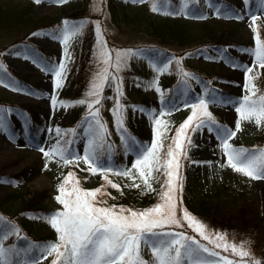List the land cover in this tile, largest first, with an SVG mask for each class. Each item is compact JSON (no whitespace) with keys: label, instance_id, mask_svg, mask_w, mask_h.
<instances>
[{"label":"rangeland","instance_id":"rangeland-1","mask_svg":"<svg viewBox=\"0 0 264 264\" xmlns=\"http://www.w3.org/2000/svg\"><path fill=\"white\" fill-rule=\"evenodd\" d=\"M29 2L33 8L31 13L36 18L49 17L58 29L52 33L45 28H35L25 37V32L17 34L22 30L21 25L0 31V64L5 69L0 70V77L8 82L14 81L16 86L14 89L0 84V107L4 109L8 121L7 131L0 133V180L12 181L0 182V217L7 219L5 222L10 219L14 223L12 226L19 230V238L13 233L3 240L5 247L16 250L56 241V232L38 217L62 210L63 206L56 201L55 196L58 195V185L68 172L74 173L80 187L84 189H95L104 184L101 174H90L83 162L79 166L64 165L58 157L49 160L39 151L40 148L48 150L60 141L62 146L69 147L77 155H83L87 143L84 129L88 127L85 122L88 109L86 104H77L75 101L87 98L94 74L103 67L97 55L101 36L113 61L117 52L131 50L135 53L127 57L126 67L119 73L114 68L109 69L118 75L123 91L120 102L124 106L126 135L138 144L150 146L153 138L150 117L160 111L169 113L164 117L170 126L167 138L163 141L162 154L167 151L175 129L190 114L191 109L184 107V102H195L197 97L205 94L206 88L215 89L220 101L208 106L217 123L235 130L237 113L229 101L235 102L245 94L244 73L221 60L219 52L227 49L228 56L236 64L253 66L252 56L249 51H244L255 46L249 27L253 14L259 17L257 26L260 39L264 40V7L260 0H247V3L245 0H172L171 3L168 0H156L158 11L152 10V0L142 3L130 0L129 4L128 0H68L64 4L56 3L55 0H42L39 4L34 0H0V12L13 16ZM135 13L137 15L133 18ZM236 13L243 19L236 18ZM124 16H127L125 20ZM167 16H177L186 25L189 33L185 40L189 38L191 41L195 33L202 29L199 27L201 20L222 33V38L218 46L212 49L179 45V39L171 36L165 38L166 35L160 38L163 42L159 41L153 36L154 29L149 28V21ZM133 19L137 23H133ZM65 22L67 25H83L82 31H85L73 38L68 46L70 59L67 64L76 61L74 57L80 55L78 59L83 69L81 66L78 72L84 74L79 87L81 89L71 97L65 95L66 79L64 86L54 93L53 77L31 58H25L34 52L38 59L48 64H59L64 59L65 51L59 39L54 37L62 32ZM21 35L26 45L21 49L9 47ZM142 48L149 52L147 56L140 52ZM205 56L215 59H205ZM176 60L180 63L176 64ZM166 63L167 71H155L153 64L163 66ZM68 68L67 65L66 78L70 76ZM8 69L16 71L21 80H14L7 73ZM171 70H175V76L170 74ZM255 71L262 74L264 69L255 67ZM182 72L195 77L187 80V88L181 81ZM154 79L159 91L149 86ZM53 94L71 106L53 108L50 101ZM101 97L99 116L107 127V144L111 145L109 164L114 169L130 168L136 156L122 141L116 125L113 113L116 103L115 81L105 86ZM57 128L61 130L60 135H57ZM191 137L194 146L188 149L187 158L181 160L182 190L177 193L178 215L180 208L186 209L206 226L209 233L225 234L229 242L237 245L249 242L253 256L264 264V180H252L229 167H221L226 158L215 133L208 132L207 128L191 133ZM69 140L75 142L65 144ZM230 142L238 148H264V127L243 122L241 130ZM109 178L120 185L119 191L107 186L105 190L111 195L99 197L106 200L109 206L115 204L139 211L159 202L162 175L159 180L153 181V192H144L143 186L140 189L126 187L132 183L126 177L109 174ZM32 195H36V205L44 210L40 215L23 206ZM24 216L29 217L25 221L27 228L23 227ZM172 230L197 235L186 224ZM25 235L29 236L26 245L17 243ZM38 238H43V241ZM197 239L200 238L197 236ZM201 242L208 245L207 241ZM216 250L222 256L240 259L230 251ZM143 256L145 260H150V251L145 249ZM14 260L26 264L27 257L21 251V255ZM50 260H44L42 264H50Z\"/></svg>","mask_w":264,"mask_h":264},{"label":"snow or ice","instance_id":"snow-or-ice-1","mask_svg":"<svg viewBox=\"0 0 264 264\" xmlns=\"http://www.w3.org/2000/svg\"><path fill=\"white\" fill-rule=\"evenodd\" d=\"M34 2L39 4L42 0H34ZM55 2L64 4L68 0H55ZM132 2L142 3L144 0H132ZM260 4L264 7V0H260ZM152 10H159L156 0H152ZM235 15L236 18L243 19L239 13ZM258 19L255 14L251 15L249 24L255 46L251 50H244L249 51L252 56L253 66L236 64L234 59L228 56L227 49L219 52L221 60L244 73L245 94L235 102L229 101L233 103L237 113L235 130L217 123L208 106L210 103L220 101L215 95V89L206 88L205 94L197 97L195 102H184V107L191 109L190 114L175 129V134L167 145V151L163 154L161 149L164 147L163 141L167 138L170 126V122L164 117L169 113L160 111L150 117L153 133L150 146L138 144L126 135L124 106L120 102L123 91L118 75L113 74L109 69L114 68L115 72L119 73L126 67L127 57L135 53L131 50L125 53L117 52L113 61L101 36L97 55L103 67L94 74L87 91V98L75 101L77 104H86L88 109L85 120L88 127L84 129L87 143L83 155H77L69 147L62 146L60 141L48 150L40 148L39 151L49 160L58 157L64 165L79 166V163L83 162L87 166L85 169L87 172L93 175L101 174L104 184L95 189H84L80 187V182L73 172L70 171L64 176L57 187L58 195L55 196L56 201L63 206L62 210L38 217L49 224L57 234L56 241L45 245H33L31 249L23 250L5 247L3 240L7 239L8 235L14 233L19 238L20 233L10 222H5V218L0 217V264H19L14 258L19 257L21 251L27 257L26 264H42V261L49 258H51L50 264H261V260L253 256L249 242L237 245L229 242L225 234L209 233L206 226L186 209L180 208L178 215L177 199L178 191L182 190L181 160L187 158L188 149L194 146L191 133L204 128L210 133H215L220 142L219 147L226 158L221 167H229L252 180H264V148L256 150L238 148L230 142L241 130L243 122L264 127V92L257 85L260 73L255 71V67L264 69V40L260 39ZM65 24L62 32L54 37L59 39L65 51L64 59L59 64H48L38 59L34 52L25 57L31 58L53 77L54 93L64 86L67 76V61L70 59L68 46L83 28V25H67L66 22ZM97 28L99 29V25ZM205 59L215 58L205 56ZM175 63L179 64L180 61L176 60ZM153 67L157 73L168 70L167 63L163 66L153 64ZM3 69L4 65L0 64V70ZM194 78L192 74L182 72L181 81L186 88L187 80ZM111 81L116 82V103L113 109L116 125L121 132L122 141L136 156L130 168L114 169L109 164L111 145L106 141L107 127L100 119L98 105L101 103V93ZM0 84H4L5 87L12 86L14 89L16 87L14 81L8 82L3 77H0ZM149 86L159 91L155 79ZM50 101L53 108L71 106L68 102L58 99L56 94L50 96ZM7 128L8 121L4 109L0 107V133L7 131ZM56 132L57 135L61 134L59 128ZM74 142L69 140L65 141V144L71 145ZM109 174L128 178L132 183L126 187L140 189L143 186L144 192L155 191L153 181L159 180L162 175L159 202L139 211L118 207L115 204L107 205L106 200L99 199L111 195L105 190L106 187L120 190V185L110 179ZM0 182L12 183L9 180H0ZM185 224L197 235L172 230L174 227L182 228ZM197 236L200 239H197ZM201 241H207L212 247ZM145 249L150 251V260H145L143 256ZM216 249L230 251L234 257L240 259L222 256Z\"/></svg>","mask_w":264,"mask_h":264},{"label":"trees","instance_id":"trees-1","mask_svg":"<svg viewBox=\"0 0 264 264\" xmlns=\"http://www.w3.org/2000/svg\"><path fill=\"white\" fill-rule=\"evenodd\" d=\"M170 3L171 1L168 0ZM128 4L130 3V0H128L127 2ZM135 6V5H134ZM137 6V4H136ZM33 11L32 8V4L31 2L26 3L21 10L16 11V14H14L13 16H8V14L0 12V31L5 30L6 28H11L15 25H21L22 26V30L21 32H18L17 34H21L24 33L23 37H25V35L29 32L32 31L35 28H45L48 29L50 32L54 33L57 31V24L53 21H51V19L49 17H39L36 18L31 12ZM31 13V15H30ZM136 13L133 16V18L136 17ZM162 16V15H160ZM163 17V16H162ZM168 17V16H167ZM165 17L160 18L161 20L157 19H152L149 21V28H153L154 29V33L155 35H153L154 37H156L157 39H159V41L161 40L160 38L164 37V35H166L165 38L171 36L175 39H179L180 40V44L179 45H188V47H192L196 48V49H201V48H206V47H210L212 49V47H215L216 45L218 46V42L219 40H221L222 38V33L217 32L215 29L210 28L208 25V23H206L205 21L201 20L202 24L199 25V27H201V30H198V32L195 33V36L193 38H191V41H186L185 37H188V33H189V29L186 27V25L182 22L179 21V18L177 16L174 17ZM127 18V16H124L125 20ZM73 20V18H72ZM133 23H137V21H135V19H133ZM164 25V26H163ZM23 31V32H22ZM85 32L84 30L81 32V34ZM22 35L16 39L15 42L11 43V45L9 47H15V49H21L24 47V45H26V40L23 39ZM163 42V39L161 40ZM185 41V42H183ZM40 51V50H39ZM40 52H44L43 50H41ZM141 53L145 54L146 56L149 54V52L145 49L142 48V50L140 51ZM45 53V52H44ZM80 55H76L74 58L76 59V61L72 62V63H68L67 65L69 66L68 68V72L70 74V76H68L66 78V89H65V95L71 97L73 94L75 95L76 91L79 92V87L80 84L83 83L82 80L84 78V74H80L79 68L82 66V62L81 60H79ZM83 69V66H82ZM5 70V69H3ZM2 71V70H1ZM10 72V73H9ZM83 72V71H82ZM7 73L9 75H11V77L14 80H21L19 78V75L16 71L7 70ZM170 74L172 76H175V70H171ZM80 76L82 77V79L80 78ZM4 77H5V73H4ZM80 78V79H78ZM78 79V80H77ZM257 85L258 87H260L261 91L264 88V72L262 74H260V77L257 81ZM35 199H36V195H32L29 197L28 200H26L25 204L23 206L27 207L26 209H30L34 212V214L36 215H40V212L44 211L42 210L40 205H36L35 203ZM35 204V206H34ZM24 222H23V227L27 228L28 224L26 226L25 221L28 220V216H24L22 217ZM5 221H7V219H5ZM9 222L11 225H14V223H12V221L9 219ZM20 226V225H19ZM21 228V226H20ZM22 229V228H21ZM24 231V230H23ZM27 237H29L28 235L23 236V238L19 239L17 241V243H21L23 246L26 245L27 242ZM37 240L39 241H43V238H38ZM19 245V244H18Z\"/></svg>","mask_w":264,"mask_h":264}]
</instances>
